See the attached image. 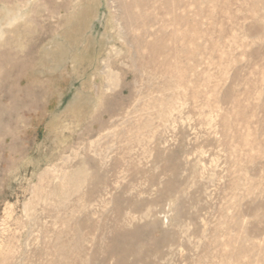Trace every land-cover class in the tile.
Returning a JSON list of instances; mask_svg holds the SVG:
<instances>
[{"label": "rangeland", "instance_id": "rangeland-1", "mask_svg": "<svg viewBox=\"0 0 264 264\" xmlns=\"http://www.w3.org/2000/svg\"><path fill=\"white\" fill-rule=\"evenodd\" d=\"M0 264H264V0H0Z\"/></svg>", "mask_w": 264, "mask_h": 264}]
</instances>
